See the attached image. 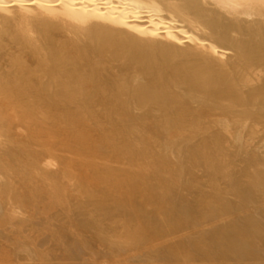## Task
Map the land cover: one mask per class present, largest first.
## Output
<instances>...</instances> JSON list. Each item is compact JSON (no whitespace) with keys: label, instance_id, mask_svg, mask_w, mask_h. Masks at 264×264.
<instances>
[{"label":"bare ground","instance_id":"1","mask_svg":"<svg viewBox=\"0 0 264 264\" xmlns=\"http://www.w3.org/2000/svg\"><path fill=\"white\" fill-rule=\"evenodd\" d=\"M0 264H264V0H0Z\"/></svg>","mask_w":264,"mask_h":264}]
</instances>
